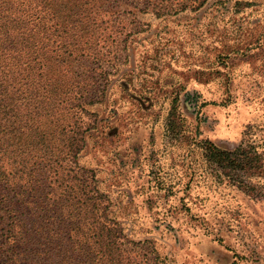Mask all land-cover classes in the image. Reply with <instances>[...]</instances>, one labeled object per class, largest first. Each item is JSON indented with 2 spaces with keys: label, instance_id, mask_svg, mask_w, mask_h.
<instances>
[{
  "label": "trees",
  "instance_id": "trees-1",
  "mask_svg": "<svg viewBox=\"0 0 264 264\" xmlns=\"http://www.w3.org/2000/svg\"><path fill=\"white\" fill-rule=\"evenodd\" d=\"M253 4L0 0V264H172L155 238L131 235L132 197L112 183L103 188L99 168L80 161L88 149L119 144L146 116L159 143L151 138L145 152L130 150L147 177L138 192L157 221L188 210L176 195L194 177L264 203V140L256 128L245 126L235 143L198 138L207 102L181 85L152 87L151 63L134 59L146 38L160 42L171 24L199 22L209 9L201 34L211 60L193 65L227 78L238 54L264 53V23L236 15ZM219 9L229 12L225 20L216 21ZM258 60L264 65L263 55ZM124 101L129 111L121 114Z\"/></svg>",
  "mask_w": 264,
  "mask_h": 264
},
{
  "label": "rangeland",
  "instance_id": "rangeland-1",
  "mask_svg": "<svg viewBox=\"0 0 264 264\" xmlns=\"http://www.w3.org/2000/svg\"><path fill=\"white\" fill-rule=\"evenodd\" d=\"M229 1L232 3L233 0ZM246 1H254V4L236 15L258 18L264 23V0ZM222 11H213L215 16L222 15L216 21L225 20L229 15ZM210 12L208 9L199 22L179 20L171 24L168 29L172 32L160 35V42L153 41L157 37L146 38L134 59H141L147 66L151 63L154 69L149 66L147 78L156 81L151 82L152 87L181 85L184 89H195L207 102L200 108L205 120L199 123L198 138L235 143L245 126L252 125L257 130V138L264 140V65L258 60L264 53L258 54L254 50L250 54H238L229 63L230 68L227 66L230 70L227 78L206 70L201 75L197 65H193L204 67L211 60L205 49L207 33L201 34L206 29L203 24L210 22ZM154 28L155 22H151L150 29ZM261 32L264 34V28ZM224 88L228 89V98L223 93ZM121 105L118 109L121 114L129 111L128 101ZM152 107L155 110L154 105ZM191 120L187 118L189 127L195 124ZM155 124L152 116H146L128 127L119 144L108 142L101 151L88 149L80 160L84 165L99 168L98 178L102 180L103 188L112 183L110 189L114 192L120 189L132 197L127 208L131 235L139 239L155 238L172 264H264V203L249 200L231 188L194 177L176 195H181L188 210L168 214L157 221V209L150 208L145 196L138 192L146 184L147 177L145 173H139L141 167L135 165L136 155L130 150L131 147L141 148L145 152L151 138L155 144L159 143ZM194 158L197 160L195 154L192 163ZM115 174L118 178L113 182L111 179Z\"/></svg>",
  "mask_w": 264,
  "mask_h": 264
}]
</instances>
